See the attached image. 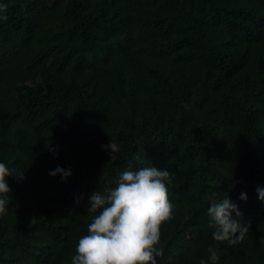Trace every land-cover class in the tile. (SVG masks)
<instances>
[{
  "label": "trees",
  "instance_id": "trees-1",
  "mask_svg": "<svg viewBox=\"0 0 264 264\" xmlns=\"http://www.w3.org/2000/svg\"><path fill=\"white\" fill-rule=\"evenodd\" d=\"M4 2L0 264H71L89 196L151 164L174 176L158 264H199L209 247L217 264H264V0ZM227 194L250 222L235 246L208 223Z\"/></svg>",
  "mask_w": 264,
  "mask_h": 264
},
{
  "label": "clouds",
  "instance_id": "clouds-1",
  "mask_svg": "<svg viewBox=\"0 0 264 264\" xmlns=\"http://www.w3.org/2000/svg\"><path fill=\"white\" fill-rule=\"evenodd\" d=\"M7 8L8 4L0 0V20H7ZM102 148L110 150L111 158L120 151L119 144L111 139ZM49 151L55 154L51 147ZM16 172L23 178V172ZM12 173L8 164L0 160V216L7 213L11 202L8 178ZM49 175L67 182L72 169L57 165ZM173 181L174 176L167 169L151 164L135 170L126 168L119 173L114 187L94 191L89 196L88 209L94 215L87 225V234L75 245L71 264H158V258L164 255L161 227L175 218V204L169 199ZM256 191L264 202V187L257 186ZM247 199V193L241 192L240 200ZM207 216L217 242L235 246L249 233L250 222L244 221L239 206L228 194L210 203ZM218 260V252L209 247L207 259L202 257L199 264H217Z\"/></svg>",
  "mask_w": 264,
  "mask_h": 264
}]
</instances>
